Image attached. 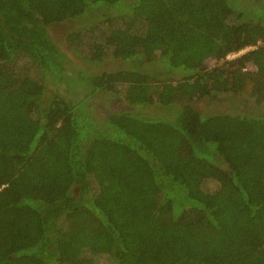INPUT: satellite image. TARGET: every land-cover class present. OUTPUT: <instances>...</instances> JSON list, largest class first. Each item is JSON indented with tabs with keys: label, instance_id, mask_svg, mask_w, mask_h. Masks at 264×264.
Wrapping results in <instances>:
<instances>
[{
	"label": "trees",
	"instance_id": "16d2710c",
	"mask_svg": "<svg viewBox=\"0 0 264 264\" xmlns=\"http://www.w3.org/2000/svg\"><path fill=\"white\" fill-rule=\"evenodd\" d=\"M0 264H264V0H0Z\"/></svg>",
	"mask_w": 264,
	"mask_h": 264
},
{
	"label": "rangeland",
	"instance_id": "374dc122",
	"mask_svg": "<svg viewBox=\"0 0 264 264\" xmlns=\"http://www.w3.org/2000/svg\"><path fill=\"white\" fill-rule=\"evenodd\" d=\"M73 26H71L68 21L60 22V23H53L51 26H49V32L52 36V38L58 43V45L61 47V51L66 52L70 56V67L71 71H74L76 75L82 73L83 78H78L73 79L70 83H67V85L71 86H77L79 89V96L83 95L86 91L88 92L89 90V80L95 76L98 73H101L104 70H112V69H117L120 68L121 66H129V65H134V61H126L122 59H107L103 62H85L79 57L75 55L73 50L71 49L68 41H67V34L69 29H71ZM212 44L211 42H204L203 44ZM188 58H193L188 59ZM185 60L188 59L187 61L181 62L179 60ZM170 60L174 63H178L181 65V63H185L184 65H187L189 67H194L201 63V62H206L207 66H213L216 63V58L215 55L212 53L211 49L209 52L204 50L203 46L198 47L195 52L192 55H189L187 53H181L177 54L174 56L170 57ZM156 65V62H155ZM150 67V68H148ZM144 68H148L152 70L153 66L152 64H148L144 66ZM86 80L88 83L86 84ZM66 87L65 83H61L55 80H48L47 82V92L50 93V91L55 92V91H64V88ZM71 90V89H70ZM77 93V92H76ZM90 102L95 104L93 107H106V109L111 108V109H122V110H132V111H140V113H155L158 112L159 110L156 109L155 107H144L141 105L138 106H130L127 108V105H124L123 103L120 104L115 101V98L111 95H104V94H99L94 96V98L90 99ZM198 109L201 111L205 112H210V113H216V112H223V111H240L243 109V105L240 104H235L234 101L230 98H222V97H216L212 99H207L204 101H201L200 103L196 104ZM163 113H170L169 110H162L160 109ZM148 125V124H145ZM149 126V125H148ZM151 127V126H150ZM152 128V127H151ZM150 140H152L153 143H157V140L152 138L151 136H148ZM176 139H172V141ZM166 147H169L168 144ZM165 147V148H166ZM184 167V166H183ZM184 172H185V167H184ZM190 168H186V184H193L195 183L194 179L190 177Z\"/></svg>",
	"mask_w": 264,
	"mask_h": 264
},
{
	"label": "built area",
	"instance_id": "2783aa9c",
	"mask_svg": "<svg viewBox=\"0 0 264 264\" xmlns=\"http://www.w3.org/2000/svg\"><path fill=\"white\" fill-rule=\"evenodd\" d=\"M244 51H245V50L240 51V52H237V53H232V54L229 55V57H235V56H237V55L243 53Z\"/></svg>",
	"mask_w": 264,
	"mask_h": 264
},
{
	"label": "clouds",
	"instance_id": "9594fccd",
	"mask_svg": "<svg viewBox=\"0 0 264 264\" xmlns=\"http://www.w3.org/2000/svg\"><path fill=\"white\" fill-rule=\"evenodd\" d=\"M243 51V50H242ZM235 53H237V52H235Z\"/></svg>",
	"mask_w": 264,
	"mask_h": 264
}]
</instances>
